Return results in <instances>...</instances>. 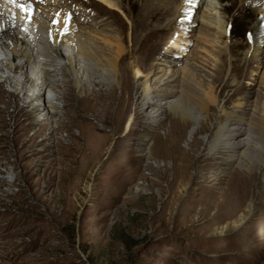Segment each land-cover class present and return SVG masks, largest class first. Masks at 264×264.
Segmentation results:
<instances>
[{
  "label": "rangeland",
  "instance_id": "1",
  "mask_svg": "<svg viewBox=\"0 0 264 264\" xmlns=\"http://www.w3.org/2000/svg\"><path fill=\"white\" fill-rule=\"evenodd\" d=\"M82 1L87 9L76 10L74 19L87 10L115 12L93 15L89 22L102 18V33L120 37L125 76L120 87L96 86L84 96L65 86V105L51 123L46 117L32 121L31 111L16 110L8 101L0 104V161L14 156L21 168L16 192L0 184V264H264L260 176L232 177L235 170L222 161L224 153L207 154L202 134L191 137V123L183 125L178 111L151 125L136 95L137 68L153 76L175 59L203 85L215 87L220 98L213 114L231 95L230 105L240 97L251 106L262 102L264 26H258L264 0L245 15L230 0H165V17L156 14L151 21L144 15L145 0H114L116 8ZM209 7L232 20L229 40L199 32L192 18ZM186 12L192 21L184 30L179 24ZM172 18V27L161 30L167 32L164 42L154 46L156 59H148V50L137 45L150 27L164 28ZM44 141L52 142L51 161L41 151ZM241 212L248 214L242 223Z\"/></svg>",
  "mask_w": 264,
  "mask_h": 264
},
{
  "label": "bare ground",
  "instance_id": "2",
  "mask_svg": "<svg viewBox=\"0 0 264 264\" xmlns=\"http://www.w3.org/2000/svg\"><path fill=\"white\" fill-rule=\"evenodd\" d=\"M101 1L116 8L117 3L114 0ZM163 1L165 0H145L144 15L148 21L155 18L156 14H159L163 20L165 12L160 11L166 8ZM230 1L231 7H237L238 11L245 15L248 14V9L259 10L263 0ZM84 2L82 0L80 2L79 0H15L14 3L12 0H0V96L6 101L0 98V104L11 103L16 110L31 111L32 121L46 117L49 118L47 122L51 123L58 119H53L54 112H61L62 109L60 111L58 108L65 105L62 99L65 86L71 87L76 96L92 93L96 86H100L103 91L113 89L109 86L120 87V78L125 76L123 65L121 66L124 50L120 37L102 33V24H105L102 18H95L97 20L89 22L93 15L100 13L114 15L115 12L102 8L103 10L96 11L98 14H93L92 11L87 10V13L82 12L78 19H74L73 13L76 10L87 9V4ZM92 4L95 5V2L89 3L91 7ZM187 9L189 13L191 8ZM185 14L182 16L179 28L185 30L196 17L199 22L197 27L203 37H212L215 41H219L221 38L229 40L233 35L232 20L224 19L216 8H206L192 19L187 12ZM260 15H264V8ZM168 21L164 28L163 25H157L160 28L154 27V29L150 27L146 36L137 45V49L141 51L148 50V54H151L147 55L148 59H156L155 54L158 51H155L154 46L162 45L165 37L162 36L165 31L161 30H167L169 25L172 27L174 18ZM176 22H179V18H176ZM260 22L263 23L264 19ZM262 23L258 27H263ZM158 36L162 37L157 39V43L145 46L147 42ZM151 48L154 50L152 51ZM260 52L261 47L258 44L252 55L257 57ZM166 61L171 67H158L156 75L153 76L144 75L141 67L136 69V77L141 78L136 92L137 103L145 116L144 119L156 126L170 111L180 112L185 120L183 125L191 123V137L197 132L202 134L206 142L207 154L224 153L222 161L235 170L232 177L240 176V173L250 179L254 175H259L263 184L264 98L262 102L251 106L240 97L230 105V100L233 98L231 95L219 112L213 114L212 110H217L219 107L220 98L215 87L211 84L208 87L203 85L196 78L197 75L187 67L183 69L178 67V61L175 59ZM13 99L16 102H13ZM149 107H152L150 111ZM132 119L133 113L128 116L127 129ZM175 123L179 121L176 119ZM192 141V144L189 143L191 148L196 144L195 140ZM40 145L44 157L51 161L54 157L52 142L44 141ZM92 162L94 163L95 160ZM93 163L88 166L89 169L92 168ZM246 198L248 195L242 200L239 211ZM250 206H252L251 202ZM248 210L251 211V207ZM239 215L238 222L241 223L248 216L244 212Z\"/></svg>",
  "mask_w": 264,
  "mask_h": 264
},
{
  "label": "built area",
  "instance_id": "3",
  "mask_svg": "<svg viewBox=\"0 0 264 264\" xmlns=\"http://www.w3.org/2000/svg\"><path fill=\"white\" fill-rule=\"evenodd\" d=\"M20 176L21 168L14 156H11L8 160L0 161V177L2 178L0 179V184H2L6 192L14 193L18 190Z\"/></svg>",
  "mask_w": 264,
  "mask_h": 264
},
{
  "label": "snow or ice",
  "instance_id": "4",
  "mask_svg": "<svg viewBox=\"0 0 264 264\" xmlns=\"http://www.w3.org/2000/svg\"><path fill=\"white\" fill-rule=\"evenodd\" d=\"M12 2H14V3H15V0H12ZM21 7H23V6H21Z\"/></svg>",
  "mask_w": 264,
  "mask_h": 264
}]
</instances>
